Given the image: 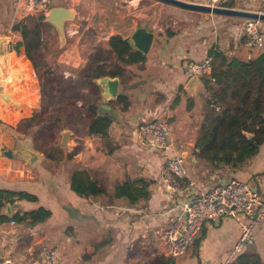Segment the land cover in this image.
<instances>
[{"label": "crops", "instance_id": "obj_1", "mask_svg": "<svg viewBox=\"0 0 264 264\" xmlns=\"http://www.w3.org/2000/svg\"><path fill=\"white\" fill-rule=\"evenodd\" d=\"M229 2L234 4L233 9L264 14V0ZM7 3L6 6L0 0L1 13L5 14V9L8 13L7 22L0 23V37L9 39L10 49L22 40L19 32L12 31V26L27 17L32 7L28 0ZM160 4L158 19H153L155 13L142 6L141 0H53L56 7L73 9L76 18L64 24L65 42L63 47L59 46L55 59L63 81L74 80V72L85 63L87 33L92 35L93 43L104 44L115 35L127 40L136 28L143 27L153 34V41L145 61L129 67L119 78L118 96L127 97L128 107L122 110L116 101L105 105L100 96L97 100L100 113L108 112L112 118L107 138L88 136L86 123L83 135L65 128L54 142L45 144L52 154L44 151L48 148L36 147L32 140V149L41 159L30 167L18 156H7L8 152L18 155L20 147L28 144L26 132L20 125L15 126L16 122L23 124L29 116H16L0 123V190L23 192L35 198L30 201L16 195L4 204L0 214L9 221L0 223V261L44 264L47 249L56 253L58 264H152L156 257L166 258L162 252L163 233L184 202L182 194L166 192L160 181L164 160L175 155L183 158L185 170L202 190L236 179L249 183L264 201V145L239 169L224 167L211 171L194 155L206 94L202 80L194 82L188 66L215 49L242 60L254 58L258 53L251 52L247 46L243 20ZM259 27L263 32L264 23H259ZM9 49L5 67L0 69L4 85L0 97L4 107L0 112L19 114L40 110V85L31 62L22 48L18 54ZM20 63L30 67L28 79ZM175 100L178 104L173 106ZM81 104L77 101L72 107L78 110ZM155 119L168 123L166 151L143 147L137 139L139 126ZM63 131L71 132L65 148L60 146ZM67 155H72V159H67ZM75 170L96 181L108 198L79 197L69 184ZM127 179L147 183L146 202L129 206L123 199H110L115 186ZM38 208L51 213L44 222L10 220L16 213L21 216ZM238 237L239 227L234 219L205 224L186 252L172 264L233 263L239 255L234 254ZM245 252L259 255L264 264V219L254 232L253 244Z\"/></svg>", "mask_w": 264, "mask_h": 264}, {"label": "trees", "instance_id": "obj_2", "mask_svg": "<svg viewBox=\"0 0 264 264\" xmlns=\"http://www.w3.org/2000/svg\"><path fill=\"white\" fill-rule=\"evenodd\" d=\"M228 8H234L229 2ZM44 14L28 16L12 26L13 32H19L21 42L11 45L10 51L16 54L22 48L25 56L31 62L33 69L38 72L40 87L44 79L57 84H67L63 81L62 71L56 66L54 72L46 63L37 65L35 60L44 59L43 55L47 47L43 43L42 29L47 26L43 23ZM264 33V32H262ZM212 57L211 79H202L203 88L206 94V109L202 115V121L198 127V134L195 138V158L199 163L211 170L216 171L224 167L239 169L245 162L254 158L262 145H264V46L261 51L252 59L242 60L236 56H226L220 50L209 51ZM145 61V56L135 51L128 40L115 35L103 44V49L95 53L89 64L81 71V78L88 81V87L95 92L93 104L84 106L86 109L83 117L86 120L88 136L107 138L108 130L112 123L111 116L107 113H100L98 104L99 93L93 80L109 76L120 78L129 67ZM25 72L26 79L31 72L28 64H19ZM39 70H42L41 73ZM55 96V95H54ZM68 98V99H65ZM58 96V102L66 100L68 108L77 100L72 97ZM62 101V102H61ZM175 100L173 106L177 105ZM116 105L122 110L128 107L127 97L119 95ZM86 107V108H85ZM35 110V109H34ZM34 110H30V116L22 125L24 132L29 128H37L39 140L45 139L46 144L52 143L59 135L64 126H61V119L40 121L34 119ZM74 110V109H73ZM37 113V112H36ZM35 113V114H36ZM7 113L0 112V123L5 119ZM46 122V123H45ZM17 125L15 127H19ZM46 127V128H45ZM247 135H252L248 138ZM36 147H40L38 141H34ZM71 160L72 155H67ZM71 190L79 197L85 198H108L106 191L98 183L82 171L75 170L69 177ZM18 196L19 199L35 201L33 196L23 192H12L0 190V212L6 202H11V197ZM112 201L123 199L127 205L134 206L149 199L147 183L142 180L130 181L127 179L114 188ZM51 215L50 211L38 208L24 215L16 213L10 220L22 222L31 219L35 224L44 222ZM9 221L0 214V223ZM200 237L196 240L198 243ZM247 249L239 253L235 261L230 264H262L259 255L246 253ZM172 259L156 257L152 264H172Z\"/></svg>", "mask_w": 264, "mask_h": 264}, {"label": "built area", "instance_id": "obj_3", "mask_svg": "<svg viewBox=\"0 0 264 264\" xmlns=\"http://www.w3.org/2000/svg\"><path fill=\"white\" fill-rule=\"evenodd\" d=\"M229 0H199L198 4L208 7L228 8ZM30 7L44 8L47 0H28ZM243 34L247 46L253 53H259L264 46L263 33L259 23L243 20ZM212 57L205 56L188 66L191 77L199 80L211 79ZM169 126L165 120H152L141 124L137 139L143 147L166 151L169 148ZM161 185L166 192L182 194L181 210L170 219L163 233V254L166 258L182 256L190 243L199 235L205 224L223 219H234L239 227V237L234 254H239L253 244L254 232L264 219V201L249 184L236 179L217 184L207 190L198 187L183 165V158L175 155L164 160L161 171ZM0 264H12L10 259ZM44 264H58L56 253L44 251Z\"/></svg>", "mask_w": 264, "mask_h": 264}, {"label": "rangeland", "instance_id": "obj_4", "mask_svg": "<svg viewBox=\"0 0 264 264\" xmlns=\"http://www.w3.org/2000/svg\"><path fill=\"white\" fill-rule=\"evenodd\" d=\"M8 1L9 0H3V2L6 4V6L8 4L7 3ZM47 4H48V0H47ZM47 4L44 8H42L40 5H38L36 9L32 8L30 11H28V16L33 15L35 17H38V15H40L41 13L46 15L48 12V9H49ZM141 5L150 8L152 14L155 13L153 19H158V12H159L160 7H161L160 3L154 2L152 0H141ZM82 8H83V6H81L80 9L82 10ZM80 9L78 12H81ZM162 9H167V8H162ZM38 10H39V12H37ZM74 17H75V14H74ZM7 19H8L7 9H5V14L1 13V11H0V23L7 22L6 21ZM75 19L68 21V22H65V23L73 22ZM240 21H242V20H240ZM42 32H43V43H44V46L47 47V51H46V53L42 54L44 59H42V60L37 59V60H35V62L39 66H41L42 63H46L47 66L50 69H52L54 72V69L56 68L55 59L59 53L58 34L55 31V29L49 24H47V26L42 29ZM263 32H264V30H263ZM84 39L86 42L85 47L88 50H86L84 52V55H83L85 58V63L83 65H81L77 71L74 72V74L76 76L75 79L70 80V81L68 80L67 84H62L61 81L57 84H53V81L45 78L43 83H42V86L40 87V92H41L40 93L41 94L40 110L35 109L32 113V115L34 116V119L38 120V122L40 121L41 118H44V120H46V121L54 120L57 118L61 119V123H62L61 126H64L65 128H68V129H71L72 131H74L78 135H83L84 130H85L86 120L83 117V115H84V113H86V109H82L83 108L82 107V108H79L78 110H73L71 108H68L66 101L60 103V102H58L57 98L60 95H62L64 98L65 97H70V98L72 97L73 100L79 101L84 106H88L89 104H91L94 101V98H96L95 92L92 91L90 89V87H88V81L81 78V76H82L81 71H83V69L89 64L91 57L95 53H98L99 50L103 49V44L95 43V42L93 43L92 42V35L90 33H87L85 35ZM39 71L41 73L42 70H39ZM34 72L38 78V76H39L38 72L35 70H34ZM1 81H2V79L0 77V97H1L3 89H4V85ZM65 99H68V98H65ZM1 103H3V100L1 101ZM1 103H0V108L4 107V105H1ZM29 112L30 111H28L27 113L21 112L19 114L10 113V114L6 115L5 119L6 120L9 118L13 119L16 116L20 117L22 115L23 116H30ZM16 123H19L18 125H20L22 128V125H23L22 122L21 123L16 122ZM36 129L37 128H31V129L29 128L28 131L26 132V134L31 136L32 140L38 141V144L41 145L40 148H48L45 145L46 144L45 139L39 140L40 136H39V133L35 132ZM73 136H75L74 133H73ZM48 149H45L44 151L52 154V151H51L52 149L50 148L49 151H48ZM53 154L56 155V152H53ZM104 204L105 205L107 204L106 200H104Z\"/></svg>", "mask_w": 264, "mask_h": 264}, {"label": "water", "instance_id": "obj_5", "mask_svg": "<svg viewBox=\"0 0 264 264\" xmlns=\"http://www.w3.org/2000/svg\"><path fill=\"white\" fill-rule=\"evenodd\" d=\"M165 5L173 6L179 8L184 11H190L195 13L223 16L236 18L240 20H252L258 23H264V14L259 12H251L247 10H237L233 8H212L205 5L197 4V3H187L181 0H154ZM48 12L44 15L43 23L51 25L58 34L59 46L63 47L65 42V34H64V24L65 22L71 21L74 19V11L72 9L64 8V7H56L53 5V0H48ZM264 38V33H263ZM8 38L0 37V69L1 67H5V56L8 52ZM130 43L131 47L135 50L143 54L144 56L148 54L152 41L153 34L150 33L146 28L138 27L135 29L133 34L127 39ZM2 70V69H1ZM192 80L195 82L199 81L198 78L192 77ZM93 84L99 90V96L101 101L105 105H109L111 102L116 101L118 97V87H119V78L117 77H101L93 80ZM71 132L63 131L60 135L61 141L60 146L65 148L68 145L70 139ZM248 138H251L252 135H247ZM28 144H23L20 147V153L18 155L11 154L8 152V157L18 156L26 161V163L32 167L34 166L40 159L41 155L32 149L31 141L32 137L27 136L26 138ZM9 214V208L7 207Z\"/></svg>", "mask_w": 264, "mask_h": 264}]
</instances>
